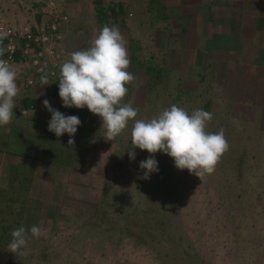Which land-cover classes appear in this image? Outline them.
Instances as JSON below:
<instances>
[{"label":"rangeland","instance_id":"374dc122","mask_svg":"<svg viewBox=\"0 0 264 264\" xmlns=\"http://www.w3.org/2000/svg\"><path fill=\"white\" fill-rule=\"evenodd\" d=\"M32 1L0 0V23L18 31L37 26L36 17L44 13ZM94 1L44 0L46 14L37 24L66 17L67 61L71 51L90 45L107 19L127 42V70L134 76L122 104H132L136 119L143 120L173 104L189 113L202 108L212 114L207 131L223 129L229 150L215 172L202 178L157 152L159 171L143 179L140 162L152 154L134 149L133 120L108 140L98 115L86 107H63L56 98L57 109L82 121L74 137H58L67 144L74 140L67 169L57 168L58 160H37L25 137L20 148L18 138L0 131V264H264V32L250 22H264V0H123L126 11L106 18ZM253 7V15L244 16V8ZM16 62L10 66H16L18 79L32 74L27 60ZM44 86L39 83L38 91ZM24 104L18 95L13 115ZM37 121L45 131L33 127L32 144L44 150L43 136L56 135L40 115ZM133 150L135 160L128 154ZM162 172L171 173L173 191L167 195L159 187ZM15 173L21 181L13 189ZM30 180L36 183L32 192L19 191ZM49 189L59 191V202ZM134 223L130 234L125 229ZM32 225L48 229V236L37 239L29 232L27 246L11 253V232ZM167 230L172 248L163 239Z\"/></svg>","mask_w":264,"mask_h":264},{"label":"clouds","instance_id":"9594fccd","mask_svg":"<svg viewBox=\"0 0 264 264\" xmlns=\"http://www.w3.org/2000/svg\"><path fill=\"white\" fill-rule=\"evenodd\" d=\"M130 59L127 42L120 29L105 25L85 49L73 51L70 59L60 65L59 96L66 108H87L102 120L108 140L120 135L134 121L131 129L132 143L135 148L147 150L150 155L140 162L144 171L143 179H150L159 171L155 158L163 152L174 158L175 166L202 178L213 174L216 166L229 144L223 129L218 132L207 131L212 114L202 108L189 113L186 109L171 105L150 120L136 119L138 109L132 104H122L128 93L126 85L134 80L127 69ZM18 72L7 62L0 60V127L10 124L13 119L15 98L18 96ZM42 85H49L47 75L41 77ZM51 113L48 130L57 137L67 133L74 137L82 121L76 115H65L52 107L50 101H43ZM74 140L70 139L69 144ZM135 160V151L128 152ZM35 238L47 237L48 229L38 225L30 228L20 226L11 232L8 244L11 253H19L27 246V234Z\"/></svg>","mask_w":264,"mask_h":264},{"label":"trees","instance_id":"16d2710c","mask_svg":"<svg viewBox=\"0 0 264 264\" xmlns=\"http://www.w3.org/2000/svg\"><path fill=\"white\" fill-rule=\"evenodd\" d=\"M100 1L101 0H95L94 1V4L96 3V5H97V10H96V7H95V10L97 11L98 14L101 11L102 16L104 15L105 18L107 16L108 12H111L113 14H118L119 15V13H124L126 11V8L124 6V1L123 0H110L111 5H108L107 7L103 6L102 3H99ZM164 9H165V5L163 4V6L160 9H158V13L163 12L162 10H164ZM246 9L247 8H244V11H242V13L244 14V16L251 17L253 15L254 9H256V8L253 7V9L252 8H249V10H246ZM152 11H153V7H152ZM255 14L256 13H254V16L256 17ZM42 15H44V14L41 13L40 15L37 16V18L40 19L41 17H43ZM56 18L58 19L57 22L59 23L60 29L62 30L63 27H64L63 18H59V17H56ZM101 22L104 23V25H107L109 23V21L107 19H104ZM263 23L264 22H262V19H260V18H258L256 20H254V19L252 20V24L254 25V27L256 29H260V31L263 30L262 32H264V28L262 26ZM72 52L73 51H71V53ZM133 54H134V52L132 51V58L134 56ZM0 57H1V59H6L7 58V54L6 53L1 54ZM21 57H22V54H20L18 52L15 59L20 60ZM22 59H24V58L22 57ZM13 68L15 69V67H13ZM150 69L151 68H148L147 72ZM35 71H36L35 68H33L32 71L30 72V74L33 73L32 75H34ZM59 74H60V72H59ZM59 74L56 75V76H52L49 79L50 80L49 81V85H45L44 89L39 90L36 93V95L34 93H30V92H32L31 89H33V88H31L27 84V82L25 80L28 76H31V75H27V76L23 77V79L22 78L17 79V85H18V89H19L18 95H24V96H22V99H23V101L25 103L23 105V106H25L24 107L25 109L24 110L22 109L21 111L18 109V116L17 115H13V119H12V121L9 124L11 126V128H8L7 130L10 131V134L12 136L18 137L20 141H21L20 138L25 137V139H27V145H26L27 148L29 146V148L31 150H33L32 154L33 153H38V154H33V156H35L37 160H39V158H44L45 159V157H48L47 159L51 158L50 161L58 160V162H60V165L57 168L64 167L65 169H67L66 167H70L71 166L73 155H74V154H72L71 150L76 151V149L72 148V145L67 144L61 138H58L57 136H54V135L53 136H50V135L47 136V135H45L46 136L45 137V136H43L44 134L43 135L41 134L43 136V139H44L43 142H41V143H42V145L46 146V148L44 150L41 149V148L39 149L38 147H39L40 143H37V145H33L32 144V141L36 140V138L34 136H32L33 132L31 131V129L33 127H35L34 131L38 130V131L42 132V131H44V127H43L44 125L42 123L38 122V125H33L32 127H29L32 124H28V122H26V120L24 119V118L29 117V112L33 111V110H36V111L38 110L39 113H36V114L46 118V115L44 116V115L41 114V109H42V107L40 105L41 99L44 98L49 93L48 91H51L52 89L55 90L53 92V94H55L56 96L58 95V97H59V85H58V83H59ZM157 77L159 78L160 76L157 74ZM39 83H41L40 80H39ZM38 107L41 108V109L39 110ZM57 107L58 106L55 105L54 108L57 109ZM49 121H45V122L49 123ZM13 124H14V127H12ZM21 125L24 126V128H20ZM45 126H46V124H45ZM3 127L5 128V126H3ZM1 128L2 127H0V129ZM41 135H39V137H42ZM31 137H33V138H31ZM18 145H19L20 148L22 147L21 142L18 143ZM40 147H42V146H40ZM27 148H26V150H27ZM21 151H22L21 155H23L24 158L28 157L27 158L28 162L32 160V159H29V156H25V155H29L28 151L27 152L24 151V150H21ZM44 153H45L46 156L44 155ZM20 162H21V164H24L27 161L21 160ZM165 164L168 165L167 164V160L165 161ZM167 175H171V173L167 172V174H165V173L162 172L161 176L158 175L159 178H160V181L162 182V183H159L160 189H162L163 192H164V190L168 189V191L164 192V193H166V195L170 194L173 191V187L168 182ZM18 177H19V173H15L13 175L12 181L9 183L10 188H13V189L16 188L18 183L21 181V179H19L20 181L18 180ZM34 185H36V183L35 182L32 183V181L30 180L29 181V185L24 186V187L20 186L18 189H19V191H22V190L25 191L26 190V191L32 192V189L34 188L33 187ZM38 185H39V183H38ZM49 190H51V192L53 194L52 196H53L54 201H58L59 202V199H60L59 191L58 190L55 191V189H49ZM132 226L133 227H131V229L127 228V227L125 229V230H128L127 232L130 233V234H133L136 231L134 226H137V223H134ZM164 238L169 241L168 247L172 248L173 245H174V242L171 241L172 234L170 233V231H168V230L166 231L165 236L163 235V239ZM184 253H186V252H184ZM159 254H161V253H159ZM191 259H192V255L189 256V261L190 262H191Z\"/></svg>","mask_w":264,"mask_h":264},{"label":"built area","instance_id":"2783aa9c","mask_svg":"<svg viewBox=\"0 0 264 264\" xmlns=\"http://www.w3.org/2000/svg\"><path fill=\"white\" fill-rule=\"evenodd\" d=\"M43 1L33 0V3L40 6L41 11L46 14ZM63 18L66 20V17ZM57 20L55 18L45 27L37 25L25 31H18L14 27L0 23V41L5 43L7 54V58L2 60L11 65L15 62L17 53L22 54V57L36 70L37 76L34 74L25 79L30 87H37L44 75H47L49 79L58 75L59 66L66 61L67 50L62 44L64 35Z\"/></svg>","mask_w":264,"mask_h":264},{"label":"crops","instance_id":"0c3cea01","mask_svg":"<svg viewBox=\"0 0 264 264\" xmlns=\"http://www.w3.org/2000/svg\"><path fill=\"white\" fill-rule=\"evenodd\" d=\"M33 2V1H32ZM36 19H38L37 17H36ZM39 20V19H38ZM38 20H35V24L36 25H38L37 23H38ZM250 22H252V20H250ZM249 22V23H250ZM40 25V24H39ZM3 53V52H2ZM4 54V53H3ZM18 62H14L13 64H12V66H14V65H16ZM11 66V67H12ZM15 70H16V66H15ZM33 74V73H32ZM32 74H31V76H32ZM33 88V87H32ZM32 92H30V93H34L35 95H36V93L38 92V89H37V87H35V88H33V90H31ZM55 90L54 89H52L51 91H48L49 93L44 97V98H42L41 99V103H40V105H41V107H42V109L41 108H39L38 107V109L40 110L41 109V114L42 115H44L45 116V113H47L48 112V116L50 117V118H45V117H42V116H40V118L43 120V122L44 121H49L50 119H51V113L48 111V109L47 108H45L44 107V104H43V101L45 100V99H47L48 101H50V103H51V105H52V107L54 108L55 107V105L57 104L56 103V97L57 98H59L58 97V95L56 96L55 94H53V92H54ZM22 96H24V95H22ZM40 101V100H39ZM25 106H19V110L21 111L22 109L24 110L25 108H24ZM59 111H60V109H58ZM36 113H39L38 112V110L36 111V110H33V111H30L29 112V117H27V118H24L25 120H26V122H28V124H32V125H30L29 127H32L33 125H38V121H37V114ZM12 127H14V124L12 125ZM8 128H11V126L8 124V125H5V128L4 127H2L1 129H0V131L2 130V131H4L3 133H4V136L5 135H7L8 134V131L9 130H7ZM20 128H24V126H20ZM44 131H45V129H44ZM10 132V131H9ZM18 133V132H17ZM47 136H48V133H47ZM13 137H15V138H18V137H16V136H13ZM18 140H19V138H18ZM15 141H17V140H15ZM18 143H20V140L17 142V144ZM20 157V156H19Z\"/></svg>","mask_w":264,"mask_h":264}]
</instances>
